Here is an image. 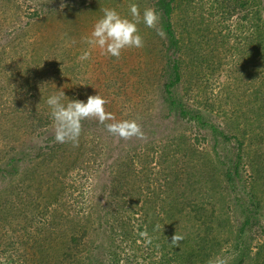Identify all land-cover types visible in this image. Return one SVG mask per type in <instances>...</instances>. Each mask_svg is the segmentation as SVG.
Wrapping results in <instances>:
<instances>
[{
    "label": "trees",
    "instance_id": "obj_1",
    "mask_svg": "<svg viewBox=\"0 0 264 264\" xmlns=\"http://www.w3.org/2000/svg\"><path fill=\"white\" fill-rule=\"evenodd\" d=\"M115 1L84 0L63 10L47 8L42 16L34 9L27 17L36 19L32 24L29 21L25 24L33 27L37 23L56 32L61 55L69 58L73 55L64 43L73 44V37L85 26L92 9L98 11L97 15H103L102 9L115 5ZM152 2L160 14L158 26L166 37L162 39L146 26L141 30L146 34L143 54L146 68L137 70L135 92L143 100L156 88L168 111L178 108L188 122L205 124L201 114L192 113L180 104L181 97H195L201 108L221 115L228 132L224 139H233L237 145L235 158L231 160L233 171L224 170L223 177L229 181L230 175L245 164L251 171L249 186L256 199V187L264 192V0H210L206 14L204 5L193 0ZM238 10L240 16L230 31H217L211 26L214 22L209 17L215 12L229 18ZM22 11L17 0H0V30L20 22ZM173 14L180 30L178 36L172 28ZM20 27L23 29L15 30L11 38L3 36L0 43V181H9L15 186L0 189V255H4L0 264H123L119 240L129 244L131 253L137 256L139 239L154 251L155 256H147L151 258L148 264H210L220 247L217 230L223 221L210 213L206 215L200 199L206 200L219 184L214 172L204 167L206 156H202L184 133L170 137L159 146L155 160L164 185L155 176L158 186L150 187V165L155 161L151 154L156 150L152 144L141 154L127 151L113 162L111 188L114 193L128 196L129 203L124 210L127 214H118V208L114 211L117 216L103 210L97 227L109 240L107 244L95 243L91 212L77 211L70 205L62 178L95 157L96 148L87 145L85 125L98 121L94 118L82 121L75 152L71 143L54 141L53 125L47 126L52 121L51 109L46 103L52 94L47 89L49 86L32 80L30 94H25L28 89L25 92L22 89L29 84L23 77L25 70H30V65L37 61L31 60L26 69L16 71L24 58L20 49L15 48L24 36V27ZM172 49L180 55L168 62L167 50ZM48 68L45 66V70ZM218 74H225L227 79L212 94L210 84ZM178 92L180 98L175 96ZM63 93L66 98L71 95L70 91ZM142 109L131 108L125 114L127 118L139 120L145 116ZM34 137L41 140L33 141ZM18 139L21 147L10 144ZM56 155L63 156L60 161L64 162L55 170L50 159ZM131 186L137 188L131 191ZM8 189L18 192L15 205L9 200ZM184 213L191 216L196 230L194 243L186 249L182 248V241L179 247L171 244L175 232L182 235L175 220ZM158 224L163 225L162 230L156 228ZM145 232L147 237L141 235ZM147 238H151L150 244ZM183 242L189 244L187 234ZM248 259L250 264H264V240L256 245Z\"/></svg>",
    "mask_w": 264,
    "mask_h": 264
},
{
    "label": "rangeland",
    "instance_id": "obj_2",
    "mask_svg": "<svg viewBox=\"0 0 264 264\" xmlns=\"http://www.w3.org/2000/svg\"><path fill=\"white\" fill-rule=\"evenodd\" d=\"M17 1L22 6L23 10L20 22L17 21L15 25L11 24L4 30H0V43L3 42L1 39L3 36L11 38L13 37L11 34L15 33V30L19 28L21 30L23 29L20 25L24 27V36L20 39V45L15 47L20 49L24 58L21 68H18L16 71H21L23 68L26 69V67L31 64V60L37 61V63L30 65V70H25L23 77L28 79L29 84H26L24 88H22L24 92L30 87L32 80H34L41 84H47V87L49 86L47 89L50 90L52 93L51 95L59 94L61 91L64 92L65 90L70 91V97H64L62 99V103L65 104L68 99H78L86 102L89 95L99 94L108 101L105 105V110L112 113L117 121L133 120L130 116L127 118V114H125V111L127 112L128 109L143 108L142 111H145V116L136 120L144 132L143 139L133 137L130 140H122L108 133L105 126L99 122H87L85 125V138L87 145L96 148L95 157L90 159L87 165L83 163L82 166L78 165L76 168L71 169L68 176L62 178V184L70 205L77 211L89 210L91 212L92 220L94 221L92 232L95 237V243L103 241L107 244L109 240L108 236L102 233L103 231L97 227L99 223V214L107 209L109 213L117 216L114 212L116 211L115 208H118V214H122L126 205L129 203L126 194L120 195L116 192L114 193V190L111 188L110 182L113 162L127 151H130L132 154H141L150 144L156 148L154 153L151 154L155 160L159 156L158 154L161 148L159 146L170 137L184 133L189 137L190 142L195 144L198 151L202 152V156H206V160L205 158L204 160L207 162H205L206 165H204V167L208 169L210 173L214 172L216 181L219 184L217 189H215L210 196L206 197V200L200 199L203 206H205L203 210L206 215L210 213L217 220L221 219L223 221V223L218 226L219 230H217L220 247L210 261L219 257L226 259L227 264H236L235 262L250 264L248 255H252V251L256 245L264 240L263 189L259 187L254 189L257 197L254 199L251 195V188L249 186L251 171L245 164L239 168L237 173L230 175L229 181L223 177L222 172L224 170L228 169L231 172L233 171L231 160L235 158L237 145L233 139L231 141L224 139V135H228V132L224 126L226 121L221 115H217L214 111H208L206 108H201L200 105L196 103L195 97L193 98L190 96L182 99L181 93L178 92L175 96L177 98L181 97L180 104L182 105L183 103L185 108L192 113L201 114L205 124L201 125L195 120L188 122L182 118L178 108L172 109L171 112L168 111L160 101L156 88H152L150 95L143 100L139 94L135 92L136 84L134 78L136 73L146 68L143 60V54L146 52L144 41L146 34L145 32L144 34L143 32L141 33V30L145 27L143 22L138 24V30L139 35L143 38L144 46L142 48L124 49L119 59H117L115 57L102 55L99 48L92 47L86 42L85 38L90 37L94 24L102 17V15H97L98 11L92 9V13H90L86 19L87 23H85V26L73 37L72 40L75 43L73 42L72 44L70 41L64 43L71 49L73 55L67 58L66 55H61L62 52L59 48L60 42H57L58 38L56 32L54 34L53 30L48 31V27L38 26L37 23L33 24L32 27L31 24L36 18H28L27 14L35 9L38 15L42 16L47 8L63 10L70 4H80L84 0ZM193 1H195L194 3L200 2L203 4L205 8L203 13L205 12L206 14L210 0ZM137 2H139V5ZM115 3L117 7H114L116 4H111L108 8L115 9L122 17H127L129 19H132L129 11L130 4H137L141 13L145 8H153L152 0H116ZM215 8H217L216 5ZM239 12V10L233 11L229 18H225V15H221L219 12H215L212 18L209 17L214 22L213 24L211 23V26L217 31L221 30L225 32L229 29L231 30L232 27H234L236 19L240 16ZM171 20L174 34L178 36L180 30L174 23V14ZM27 21L31 24L26 25L25 23ZM217 21L220 22V24L217 23ZM40 35H42L43 38H41ZM6 47H8V45H6ZM6 49L8 50L10 48L8 47ZM18 49L16 50L19 51ZM84 51H90L91 58L86 61H80L78 58ZM179 55L180 52H176L174 49L171 51L167 50L168 62H173ZM59 61H61V63H58ZM45 66L49 68L45 70ZM226 79L227 77L225 74H218L213 78V83L210 84L213 89L212 94L216 93L218 87L222 86L223 81ZM30 92L31 89H28L25 94H30ZM52 125H54L53 120L47 126ZM219 131L223 133H218ZM39 139L40 138L34 137L32 140L38 141ZM10 142V144L17 147L22 146V142L19 139ZM76 148L77 147L73 148L74 152ZM62 158L63 156L56 155L50 159L53 169H58L60 164L64 162L60 161ZM23 166L24 164L21 165V169ZM137 166L139 170L138 163ZM150 166V187L156 188L155 185L158 186V181H156L155 176H158L159 184H163V177H160V168L157 166L156 160L152 161ZM164 175L167 176L165 173ZM172 176L173 174L168 178ZM25 181L27 182V180ZM11 186L15 187L9 181L7 183L0 181L1 190ZM130 188L131 191H134L137 187L131 186ZM8 192L10 195V202L15 205L19 199L18 192L14 189H8ZM187 197L192 199V195H188ZM141 198L143 197L141 196ZM199 201L197 202L199 203ZM211 207H213V209H211ZM123 214L127 213L124 212ZM202 215H204V213ZM245 217H247L246 223H244ZM175 221L178 227L180 226L182 235L184 236L187 234L189 237V244L182 241V248H189V246L194 243L193 237L196 231L195 227L192 226L191 216L184 213ZM241 222L243 223L241 224ZM28 227H31V225H28ZM239 231L240 233H238ZM118 243H120V247L123 250L120 249L119 251L120 254L123 255V264H148L151 258H147V256H155L153 249L145 247L144 240L141 241L139 239L136 241L137 249H139V252L136 253L137 256L131 253L128 248L129 244L126 245L120 240ZM237 255H240L239 259L236 258ZM3 256L2 254L0 255V261ZM143 257L145 259H142ZM125 258H128L127 263Z\"/></svg>",
    "mask_w": 264,
    "mask_h": 264
},
{
    "label": "clouds",
    "instance_id": "obj_3",
    "mask_svg": "<svg viewBox=\"0 0 264 264\" xmlns=\"http://www.w3.org/2000/svg\"><path fill=\"white\" fill-rule=\"evenodd\" d=\"M129 11L132 19L122 17L115 9H102L103 15L94 24L90 37L85 38L86 42L92 47L99 48L102 55L119 59L122 50L144 46L143 38L138 30V24L141 22L146 27L154 29L162 39L166 37L165 31L158 27L160 14L154 8H145L141 13L137 4H130ZM90 58V51H84L78 59L86 61ZM64 97L66 96L61 91L59 94L49 96L46 101L51 109L56 143H71L73 147H77L82 132V121L93 118L104 125L108 133L119 139L144 138V132L136 120L117 121L112 113L107 112L105 105L108 101L101 95H89L86 102L68 99L66 104L62 103ZM156 228L162 230L163 225L158 224ZM141 235L147 237L146 232ZM183 240L184 236L175 232L171 237V244L179 247ZM146 242L150 244L151 238H147ZM210 264H227V261L218 257L210 261Z\"/></svg>",
    "mask_w": 264,
    "mask_h": 264
}]
</instances>
